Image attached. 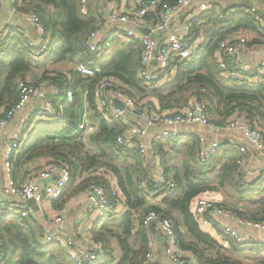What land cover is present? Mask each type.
I'll list each match as a JSON object with an SVG mask.
<instances>
[{"label":"trees","instance_id":"16d2710c","mask_svg":"<svg viewBox=\"0 0 264 264\" xmlns=\"http://www.w3.org/2000/svg\"><path fill=\"white\" fill-rule=\"evenodd\" d=\"M176 1L160 0V5ZM96 7L93 0H87V13L83 14L81 0L21 1L19 11L38 14L46 28L51 47L47 59L32 54L27 47L29 36L24 30L10 28L0 32V110L15 104L18 82L27 77L35 85L44 83L57 89L51 102L57 118H38L35 129L22 138L23 145L12 158L14 168L20 170L26 162L39 157L65 164L70 169L71 179L62 195L54 199L58 208L69 197L87 191L91 185L105 189L111 204L89 230L92 240L104 244L106 256L97 264H142L159 230L154 222L143 224L144 217L152 211L172 222L179 247L190 251L199 263L246 264L237 255L253 254L258 257L253 264H264V246L240 248L223 233L224 243L218 242L199 225L192 206L197 196L223 190L228 197L218 204L225 210L264 221V176L253 179L247 186L242 185L239 170L245 154L241 144H221L213 156L200 162L197 158L199 134L184 132L181 137L157 143L153 154L142 156L135 148L117 143L116 138L122 130L97 110L93 95L97 80L111 77L117 88H123L146 105H153L146 97L154 98L161 111L185 106L192 100H203L208 105L209 118L216 123L230 117L236 109H242L264 130L263 85L225 78L215 60L220 40L232 38L239 31H248L257 37L248 45L264 43V32L244 6L227 10L222 19L211 10L202 12L192 19L193 34L204 37L197 54L191 59L172 55L164 72L169 79L148 85L139 77L143 66L138 41L123 42L120 37L106 34L110 39L108 47L98 52L89 50L90 32L104 31L106 22ZM145 18L158 19L154 12H149ZM64 62L75 66L55 67ZM79 62L99 65L102 70L93 77L83 76L76 69ZM84 82L90 107L99 119L97 129L91 134L96 151L87 147L85 136L71 133L76 128V89ZM67 90L73 93L71 103L66 101ZM60 99L62 102L58 104ZM156 164L161 166L159 174ZM100 166L115 179L123 198L121 201L111 197L109 179L96 174V167ZM159 177L164 182H160ZM154 197L157 202L152 200ZM121 204L125 211L117 214L116 207ZM42 234L43 230L29 213L22 216L1 210L0 264H75L60 243L45 244ZM116 248L120 251L118 259Z\"/></svg>","mask_w":264,"mask_h":264},{"label":"built area","instance_id":"2783aa9c","mask_svg":"<svg viewBox=\"0 0 264 264\" xmlns=\"http://www.w3.org/2000/svg\"><path fill=\"white\" fill-rule=\"evenodd\" d=\"M22 0H11V13L22 15L28 22L32 23L35 30V37L29 38L27 47L35 57L47 59L50 56L51 47L46 36V28L40 16L34 12H21L19 7ZM122 4L130 0H118ZM241 1V2H240ZM134 7L131 11H124V14L111 15L112 20L128 23L132 26L122 35V40L133 39L140 43V58L143 68L139 72V77L146 84L150 85L153 81L162 83L169 79L168 73H164L169 66L172 55L180 59H191L198 52L202 44L203 35L195 36L192 31V19L199 16L202 12L211 10L218 18L226 17V11L230 3H235L237 7L244 6L250 13L253 20L264 31V0H177L173 4L160 5V0H133ZM80 11L87 13V0H81ZM149 12L157 15V21L150 28L149 34H144L135 30V25L141 23ZM184 16L181 28L170 29L176 17ZM168 30V31H167ZM167 31L166 37L158 42L152 35ZM254 39V38H253ZM249 38L244 36H234L225 38L218 42L215 51V60L221 69V75L227 79H232L239 83L257 85L264 87V60L255 64H245L240 59L248 50ZM110 45V39L103 30L92 31L89 34L87 46L90 51L98 52ZM264 54V47L259 49ZM155 61V64L152 62ZM77 71L86 77H93L101 72V66L88 65L79 62L76 65ZM164 73V74H163ZM18 99L9 108L0 110V135L7 122L14 118L20 110L33 99H42L48 92L57 93V89L45 88L42 84L35 85L27 80L18 82ZM67 102H73V93L67 90ZM96 98L97 110L107 118L121 123L124 120L123 110L128 109L136 115L145 114L148 117V125L160 126V129L148 138L147 126L131 125L122 130L116 141L118 144L135 148L140 155L147 156L153 154L155 145L165 139L178 138L184 134V127L198 125L206 127L213 134L229 131L240 132L244 140L252 145L259 152L264 153V130L256 119L250 118L244 110L236 109L230 117L220 123H216L209 118L208 105L203 100H192L189 104L174 108L170 111H161L157 102L153 105H146L143 101H138L123 88H117L111 77L98 79L93 91ZM117 98L124 103L123 109H117L113 105V99ZM24 118L17 129L11 134L7 142L0 149L2 150V162L0 168V195L11 196L19 199H30L37 203L44 200L59 198L64 192L66 185L70 182V169L59 161L49 159L35 171L25 173L19 180L14 176L13 156L23 145L22 138L25 137L33 128L32 118L50 116L56 119V111L49 102L43 108H38ZM95 127L88 122H80L74 129V133L82 135L92 133ZM200 149L197 158L200 162L207 161L219 149L221 142L218 137L208 138L206 135H199ZM108 171L103 167H96V174L105 176L111 184V197L116 201L123 198L117 187L115 179L110 177ZM239 173L241 183L247 186L253 178L264 176V164L253 169L241 163ZM160 182H164L159 177ZM88 191L96 195V200L92 203L91 209L97 217L104 215L111 201L103 187L91 185ZM218 203L219 198L214 193H204L197 196L193 203V210L197 222L203 228L212 227L214 224L220 226L223 234L228 235L240 248H256L264 246V221L251 220L244 216H237V223L256 231V234L239 231L236 228L223 224V216L234 217L233 213L228 212ZM0 210L21 214L26 216L27 212L19 205L14 203H0ZM62 217L54 218L55 223H62ZM154 222L157 228L165 237V254L177 264H202L195 260L190 251L179 247L176 232L172 222L167 218H160L155 212H149L143 220L144 225ZM43 241L45 243H60L68 257L75 264H97L102 261L106 254L104 244L100 240L90 241L89 247L85 250L78 249L73 240L64 236L58 228L44 231ZM154 252L150 250L146 253L142 264H152Z\"/></svg>","mask_w":264,"mask_h":264},{"label":"crops","instance_id":"0c3cea01","mask_svg":"<svg viewBox=\"0 0 264 264\" xmlns=\"http://www.w3.org/2000/svg\"><path fill=\"white\" fill-rule=\"evenodd\" d=\"M97 5V12L102 13L106 19L104 25V32L105 34H111L112 36L120 37L121 41L127 42L128 40H122V35L124 32L132 26L130 22L125 23L119 21V19L112 20L111 15L115 13L116 15L124 14V11H131L134 7L133 0L128 1L125 4H122L118 0H93ZM241 2V1H240ZM230 7H237L235 3H230ZM184 19V16L176 17L170 29H179L181 28V23ZM156 19L153 18H144L141 23L135 25V30L142 32V30L150 29L153 24H155ZM32 24L25 20L22 15L12 14L11 13V0H0V32L7 31L8 29L20 28L24 30V33L29 36V38L35 37V30L29 28V25ZM168 31V30H167ZM167 31L162 33H153V37L158 41H162L166 35ZM264 32V31H263ZM143 33V32H142ZM237 36V35H234ZM264 42V41H263ZM248 45V44H247ZM264 47V43H257L248 45L247 52L243 55L240 59L245 64H255L259 63L264 60V54L259 50L260 48ZM75 64H66L60 63L57 64L56 68H63V67H73ZM64 70V69H61ZM171 73V72H170ZM173 73H171V76ZM66 77L69 79L70 76L67 74ZM45 88L49 89L50 87L46 86L44 83H41ZM77 90V98H78V107H77V114H76V126L80 122H88L92 124L96 129L99 125V119L96 117L94 109L90 107V104L87 99V84L84 82L82 83ZM51 93V92H50ZM53 97L49 102L51 103L54 100ZM151 100L155 102L154 98L146 97V100ZM62 101V99L58 100ZM45 98L42 99H33L29 101L22 110L18 112V114L9 120L4 127L3 131L0 135V142L1 148L7 142L8 138L11 134L17 129L21 121L34 113V111L38 108H43L46 104L49 103ZM114 105V103H113ZM124 120L119 123L115 120H107L110 123H116L119 125L120 129L123 130L127 126L131 125H139V126H147L148 128V138L153 135L156 131L160 129V126L156 125H148V117L144 114L136 115L128 109L123 110ZM36 121V120H35ZM39 121V119L37 120ZM36 127V123H33L34 130ZM31 132V131H30ZM29 132V133H30ZM183 132H196L199 135H206L208 138L211 137H218L221 144L226 142L230 144H241L243 148V152L245 154L244 160L242 164L247 166L249 169H253L255 167L261 166L264 164V153L259 152L255 149L252 145H250L244 138L242 137L240 132L237 131H229L219 134H213L209 131L206 127L203 126H188L184 127ZM28 133V134H29ZM71 133L74 134V128L71 130ZM93 133V132H92ZM84 134L85 136L87 147L93 151H96V147L93 145L91 141V134ZM27 134V135H28ZM69 134V133H68ZM76 134V133H75ZM26 135V136H27ZM49 161L48 157H39L36 159H32L26 162L20 170L14 168L13 174L16 180H19L21 177L25 176V173L30 171H35L39 168L42 164ZM2 162V150L0 149V168ZM153 166V165H152ZM156 172L159 174L161 172V166L156 164ZM255 179V178H253ZM223 191V190H222ZM221 191V192H222ZM217 195L222 194L217 192ZM219 198V196H218ZM222 197L219 198V202L221 201ZM96 200V195L93 192H89L88 190L82 192L78 195L71 196L68 200L63 204L62 207L58 208V204L54 201L57 200H44L42 202H35L30 199H19L11 196L0 195V203L6 202V204L14 203L19 205L22 209H25L28 213L35 218L39 227L45 231L53 230L58 228L60 232L64 236L71 238L75 244V246L80 250H85L89 247L91 237L89 230L95 224L99 217L91 209L92 203ZM154 202H157V197L152 199ZM221 203V202H220ZM1 211V210H0ZM125 210L123 205H118L116 207V213L121 214ZM62 217V223H55V217ZM239 216L238 214H234V217L230 216H223L221 218L222 223L228 224L239 231L248 232L251 234H256L257 232L251 230L250 228L244 227L237 223L236 217ZM205 230L214 237L218 242L224 243L223 237L221 235L222 231L220 226L214 224L212 227L205 228ZM220 232H219V231ZM162 234L160 230H157L152 244L151 250L154 252L152 264H177L173 262L166 254H165V239L161 236L157 238L158 235ZM163 236V234H162ZM47 244V243H45ZM120 256V251L115 250V257L118 259Z\"/></svg>","mask_w":264,"mask_h":264},{"label":"rangeland","instance_id":"374dc122","mask_svg":"<svg viewBox=\"0 0 264 264\" xmlns=\"http://www.w3.org/2000/svg\"><path fill=\"white\" fill-rule=\"evenodd\" d=\"M237 36H244V37H246V38H249V42L251 41V39H253V38H257V37H255L253 34H250L248 31L247 32H245V31H239L237 34H236ZM27 81H32L29 77H27V79H26ZM62 101H59L58 102V104H60ZM45 118V117H44ZM43 118V119H44ZM32 120H34L33 122L34 123H36L37 122V120H38V118L37 119H35V118H32ZM36 120V121H35ZM220 193L222 194V196L221 195H218L219 196V198H221L222 197V199H221V203H223L224 202V200H226L227 198L226 197H228V196H226L227 194H225L224 193V191H220ZM248 249V248H247ZM248 251V250H247ZM237 257L240 259V260H242L243 262H245L246 264H253V263H255L257 260H258V257H256V256H254L253 254H250L249 256H245V255H242V254H240V255H237Z\"/></svg>","mask_w":264,"mask_h":264},{"label":"water","instance_id":"95a60500","mask_svg":"<svg viewBox=\"0 0 264 264\" xmlns=\"http://www.w3.org/2000/svg\"><path fill=\"white\" fill-rule=\"evenodd\" d=\"M29 28L33 29V25L30 24V25H29ZM142 32H143L144 34H149V33H150V29L148 28L147 30H142ZM152 63L155 64V61H153ZM53 97H54L53 93H50V92L46 93L45 96H44V98H45L48 102H49ZM113 103H114L115 108H117V109H120V110H121V109L124 108V103H123L121 100L117 99V98H114V99H113ZM160 236H161L163 239H165V237L162 236V234L158 235L157 238H160Z\"/></svg>","mask_w":264,"mask_h":264}]
</instances>
